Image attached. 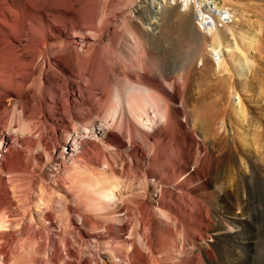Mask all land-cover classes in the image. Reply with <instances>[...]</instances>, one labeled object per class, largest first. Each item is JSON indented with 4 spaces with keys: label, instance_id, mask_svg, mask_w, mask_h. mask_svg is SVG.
Here are the masks:
<instances>
[{
    "label": "bare ground",
    "instance_id": "6f19581e",
    "mask_svg": "<svg viewBox=\"0 0 264 264\" xmlns=\"http://www.w3.org/2000/svg\"><path fill=\"white\" fill-rule=\"evenodd\" d=\"M246 1L28 0L27 7L5 1L13 8L0 12L9 31L0 33L6 95H18L28 81L35 92L53 96L44 67L60 54V64L73 66L101 97L68 113L67 121L60 116V127L69 126L54 144L46 138L53 127L38 115L39 101L30 107L20 99L17 112H0V122H7L6 130L0 128V264L10 260L16 218L24 222L21 231L47 250L49 264H90L87 256L71 262L79 258L71 236L95 243L92 264L249 263L254 234L264 229V200L254 197L264 178V71L253 56L264 48V12L234 6L253 2ZM47 4L58 23L31 13ZM117 16L119 23L110 27ZM28 19L40 29L36 52L42 57L30 80V61L15 52ZM167 34L183 44L178 60H171ZM159 126L163 132L151 135ZM25 148L37 150L38 162L42 153L60 162L68 158L99 176L86 188L78 180L70 187L55 181L50 199L41 201L40 227L30 207L17 211L1 174L27 169ZM170 187L182 191L175 202ZM85 190L94 198L86 200ZM56 224L59 231L51 230ZM100 242L110 254L100 253Z\"/></svg>",
    "mask_w": 264,
    "mask_h": 264
},
{
    "label": "rangeland",
    "instance_id": "374dc122",
    "mask_svg": "<svg viewBox=\"0 0 264 264\" xmlns=\"http://www.w3.org/2000/svg\"><path fill=\"white\" fill-rule=\"evenodd\" d=\"M5 1L6 0H0V12L6 14V13H9L10 11L9 8L11 9L13 8L10 5H8ZM15 1L19 3V5L27 7L26 4L28 0H15ZM242 1L247 2L246 0H242ZM251 1L253 2L246 4V6L242 4L243 2L236 3L235 5L234 4L233 5L236 7H239L241 11L242 10H245L246 12L256 11L257 14L259 13L261 14L262 12H264V0H251ZM37 9H38L37 11L31 10V13L33 14L34 18H36L37 20L41 18L43 21L50 22L52 24L58 23L56 22V15L52 10L51 5H48V4L43 5ZM69 17L75 18L73 13H70ZM120 19H121V16H117L116 19L110 23V27H112L114 24L119 23ZM61 27L68 29V26L66 24L63 26L61 25ZM0 33L9 34V31L5 28L1 20H0ZM19 35H20L19 36L20 42L16 44L17 46L15 47L16 49L15 52L17 55H20L26 58L28 61H30L32 69L26 72L27 75H30L29 77V80H30L31 77L36 73V71L39 69V67L42 64V57L39 56L38 58V55L36 52L38 51V46L41 44L40 29L38 25L32 19H28L26 20L23 32H21ZM167 36L169 39L167 38ZM165 37H166L165 38L166 44L168 45L171 51V60L172 61L178 60L181 57V54L183 53V50H184L183 44L180 42L174 41L172 39V36H170L169 34H167ZM102 39L104 40L105 36H103ZM263 44H264V39H263ZM179 46H182V47H179ZM23 49H25L26 51L24 50L25 51L24 52ZM258 50L259 49H256L253 51V56L256 59V61L259 63V65L263 68V71H264V48L262 52ZM33 55L35 58H33ZM61 62H62L61 55L56 54L53 58V61H51L49 65H46L44 67V71L47 74V77L49 76L48 77V79H50L49 81L55 87V90L52 89L53 96L50 95L47 91L45 92L42 91V95L41 93L35 92L34 88L28 86V83H29L28 81L23 86V88L18 92V95H13V94L6 95L5 88H3V86L0 85V112L5 111L6 113H8L10 112L9 110L12 111V109L14 108H16V112H17V110L19 109L17 108L16 104H17V101L20 99L27 101L30 107L33 101L34 102L39 101V104L38 102H36L39 106V109H41L38 115H42V117L47 119L50 125L53 127L52 129L54 132L50 130L46 134V138L52 144H54L55 142L58 143L59 140L61 139L62 135L60 133V130L65 131L66 127L69 126V124L66 122L62 124V126L60 127V121H59L60 116L63 117L65 121H67L70 119L69 117L73 116L74 113H78V112H82L86 110V108L89 107V104L96 103L101 97L100 89L92 87V86L91 87L88 86L86 84V81L83 80V78L85 79V77L83 75L81 76V74H79V72L75 68H73V66H69V67L64 66V64H60ZM57 78H59V80ZM64 79L66 82L64 81ZM63 82H65L64 87L63 85H61ZM66 86L68 88H65ZM28 88H30L31 90L29 91ZM32 94H35V95H32ZM4 107L8 111H6ZM66 108H68V110ZM65 109H66V112H65ZM68 113H71V116H69ZM0 128H3L5 130L7 129V122L5 120H2L0 122ZM113 131L117 132V130H113ZM11 132L14 133L13 131ZM85 132L86 134H89L88 130H85ZM162 132H163V127L159 126L158 128H156V130H153L150 133L151 135L156 136V135L161 134ZM18 133L19 132H17V134ZM22 136L26 137L28 136V134L24 133V135ZM132 144L138 148L141 146V142L139 139L134 140V143ZM2 145H6V143L4 144L2 143ZM15 146L22 148L20 143L18 142H15ZM35 151L32 149L25 148V152L27 153V161L25 160L27 162V169H24V168H21V169L13 168L12 169L11 168L12 171L11 169L5 170L6 172L3 171L1 172V174L4 178V181L6 180L4 184H6L7 186L6 185L5 186L7 187V189H9L12 201L14 199L13 203L16 206L17 211L19 213H23L24 210H27V207L28 208L30 207L31 214H32L31 219L34 223L33 225L35 227H40L43 224L41 211L44 208L43 203L41 201H43V199L44 201H47L50 199L49 195L51 194V190H52V187L54 186V183L66 182L67 186L70 187L75 180H78V181L83 182L84 185L82 186L86 188L87 183L88 184L94 183L99 176L95 172H93L89 167H86V166H80L81 168L73 167L71 165L72 164L71 160L68 158L65 159L63 162H60L58 159L50 158V156H48L46 153H42L43 158L40 162H38L37 160H35V157H33L37 153V150ZM12 155L10 154V157H12ZM1 159L2 158H0V160ZM124 179H126L125 176H124ZM263 184H264V178H262V180H259V182H257L256 184L254 197L259 201L264 200V185ZM85 191H83L82 195L83 197H85L86 200H90L91 198L92 199L94 198L95 193L88 192V191L85 192ZM170 193H171V200L172 201L174 200L173 202H175L177 200L176 198H179L181 196L182 191L181 189L170 187ZM263 209H264V204H263L261 213L259 215V219L263 217L262 221L264 223ZM18 219L19 218H16L15 222L12 224L10 228L11 232L14 233L13 234L14 238L10 246H8V249L10 250L9 253H11V255L9 254V256L11 258L8 256V259L10 260L9 261L7 260V264H49V262L47 261V250L39 244V241L35 236L33 237L32 235L29 236V234L21 231L20 228L24 226V222ZM58 225L59 224H56L55 228L53 227L51 230L59 231L60 228ZM220 227L225 229L227 225L226 223H221ZM10 230H6V231L9 232ZM51 230L49 229V232ZM254 235H255L254 237H256L255 242H256L257 248L253 251L252 253V255L254 254L252 256L253 258L251 257L248 264H264V229L262 228V231H258ZM124 236L127 237V234H125ZM70 240L72 243L71 244L72 249L77 250L79 252V258H75V257H71L72 259L69 258L71 262L78 263L82 259H84V257L87 256L86 258L89 260V263L92 264V257H93L92 255L93 254L96 255L95 245H94L95 243L94 242L85 243L80 238L74 239L72 236L70 237ZM178 243H179V240L177 241V244ZM103 244H104L103 242H100L99 245H97L98 247L97 249L100 251V253L110 254L105 244L104 245ZM126 249H128V247H126ZM111 257H112V254H111Z\"/></svg>",
    "mask_w": 264,
    "mask_h": 264
}]
</instances>
